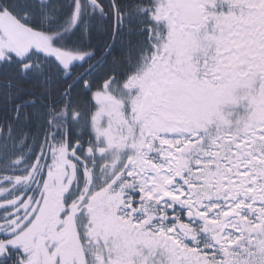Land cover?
Here are the masks:
<instances>
[{"label": "snow or ice", "instance_id": "obj_1", "mask_svg": "<svg viewBox=\"0 0 264 264\" xmlns=\"http://www.w3.org/2000/svg\"><path fill=\"white\" fill-rule=\"evenodd\" d=\"M0 264H264V0H0Z\"/></svg>", "mask_w": 264, "mask_h": 264}]
</instances>
